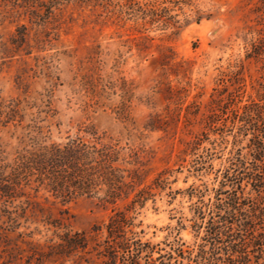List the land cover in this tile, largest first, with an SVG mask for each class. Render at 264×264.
<instances>
[{
  "label": "rangeland",
  "instance_id": "obj_1",
  "mask_svg": "<svg viewBox=\"0 0 264 264\" xmlns=\"http://www.w3.org/2000/svg\"><path fill=\"white\" fill-rule=\"evenodd\" d=\"M35 1L0 0V101L17 110L0 124V159L100 142L136 179L114 206L99 201L103 192L63 201L31 182L22 190L32 203L25 214L18 200L0 202V264H102L114 212L130 220L127 236L167 251L177 240L195 255L198 191L207 190V202L217 170L247 143L233 145L234 131L213 133L209 117L226 105L229 126L231 109L241 113L264 96V57L246 59L263 34L264 0H55L49 15L40 7L49 0ZM21 27L25 42L16 47L10 40ZM142 189V207L126 211ZM244 193L257 209L246 208L234 229L246 235L248 222L264 251V203ZM248 254L253 262L257 253Z\"/></svg>",
  "mask_w": 264,
  "mask_h": 264
},
{
  "label": "trees",
  "instance_id": "obj_2",
  "mask_svg": "<svg viewBox=\"0 0 264 264\" xmlns=\"http://www.w3.org/2000/svg\"><path fill=\"white\" fill-rule=\"evenodd\" d=\"M54 1L49 0V6H40L46 8L47 15L51 14ZM32 13L40 15L36 11ZM24 31V27L18 28L17 37L12 38L10 44L16 47L23 44L26 37ZM252 48L246 59L264 57V30L258 45ZM234 90L237 92V89ZM232 94L229 95V103L234 105ZM216 103L219 104L220 100ZM220 113L212 114L213 118L209 117L208 128L212 127L213 133L219 131L220 134L225 129V132L234 131L233 145L241 143L240 137L246 139L247 143L234 153L230 152L225 166L217 170L218 176L215 179H218L219 186L211 189L214 194L207 202L201 199L206 196L207 190L198 191L200 199L194 208L191 227L198 234L203 231V235L200 237L202 244L197 246L195 255L191 250H184L177 240L173 241L175 244L170 245L167 251L160 249L158 244L142 241L131 232L127 236L126 229L131 226L130 220L124 212H114L104 226L106 238L102 248V264H262L259 262L264 253L260 241L262 234L254 239L248 222L243 224L246 235L234 227H237V216L245 215L246 208L252 212L257 209L253 199L244 196L246 188H249V194H255L256 200L264 203V96L244 105L241 113H238V108L231 109L229 126H226L229 117L226 105ZM16 116L15 108L0 101V124L5 126L13 122ZM221 119V127L215 129V122ZM197 142L200 145L203 141ZM243 150H246L244 154ZM118 158L119 151L114 146L76 139L64 145L37 146L15 158L12 163H3L5 159H0V202L11 204L18 200L19 208L25 214L32 203L22 190L32 182L37 184L36 193L42 188L63 201L81 196L93 197L103 192L99 201L114 206L122 198L124 188L132 186L136 179L134 171L124 175L125 171L117 164ZM202 167H196L195 171L201 172ZM145 193L143 189L138 191L126 211L134 210L136 205L142 207L146 201ZM22 197L25 198L23 201ZM258 213L263 218L264 208L260 207ZM248 238L249 242H245ZM249 248L251 250L248 251ZM248 253H257L253 262Z\"/></svg>",
  "mask_w": 264,
  "mask_h": 264
}]
</instances>
